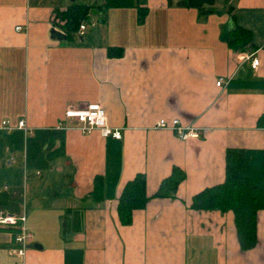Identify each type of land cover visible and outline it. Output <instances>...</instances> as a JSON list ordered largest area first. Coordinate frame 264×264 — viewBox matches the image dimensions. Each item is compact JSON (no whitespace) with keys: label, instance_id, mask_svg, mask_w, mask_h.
Here are the masks:
<instances>
[{"label":"crops","instance_id":"obj_1","mask_svg":"<svg viewBox=\"0 0 264 264\" xmlns=\"http://www.w3.org/2000/svg\"><path fill=\"white\" fill-rule=\"evenodd\" d=\"M74 3L95 0H0V212L24 215L34 235L20 256L0 229V264H264V210L244 249L232 211L192 208L225 181L228 150L245 152L240 174L264 187V0H139L143 17L91 8L83 37L67 33ZM236 28L251 33L243 49L230 46ZM94 104L122 139L65 117ZM162 119L201 137L182 140ZM137 175L150 200L123 225Z\"/></svg>","mask_w":264,"mask_h":264},{"label":"trees","instance_id":"obj_2","mask_svg":"<svg viewBox=\"0 0 264 264\" xmlns=\"http://www.w3.org/2000/svg\"><path fill=\"white\" fill-rule=\"evenodd\" d=\"M138 2L139 0H95V3L91 6L74 3L65 12L67 33L71 35L78 32L80 25L86 19L91 8H99L106 11L110 9L137 8L143 17L145 10L139 6ZM250 39V32L236 28L231 31L230 46L234 48L239 46L243 49ZM258 125L264 127V115L259 119ZM245 166L246 154L244 151L228 150L225 181L197 194L193 199L192 208L197 211H232L235 215L240 243L244 249H248L254 247L257 242V217L258 213L264 210V187L259 188L252 185L246 177L240 174V171ZM168 182H173V180ZM95 186V196L102 199L103 181L98 178ZM166 186L164 183L157 196L167 193L164 190ZM149 200L146 177L137 175L134 180L126 185L120 197L118 213L121 223L130 225L133 221L134 211L145 209ZM0 229L11 231L15 237L20 232L19 227L0 226Z\"/></svg>","mask_w":264,"mask_h":264},{"label":"built area","instance_id":"obj_3","mask_svg":"<svg viewBox=\"0 0 264 264\" xmlns=\"http://www.w3.org/2000/svg\"><path fill=\"white\" fill-rule=\"evenodd\" d=\"M22 27H18L17 31H21ZM87 26L82 23L79 27L78 33L83 37L86 33ZM239 62L251 61L252 68L258 70L260 61L256 57L255 53H240L237 55ZM219 87L224 85V80L220 79L217 83ZM67 120L76 121L78 123V129L83 134H89L94 130L101 132L103 137H113L115 139H122V133L119 130H113L109 128L107 124L106 113L101 105L94 104L89 105L84 109H68L65 113ZM5 129L12 130L9 127V122H4ZM19 129L26 130L25 121H20L18 125ZM157 128L166 129L174 132L177 137L182 140L199 139L202 131L194 127H188L181 124L179 120H174L168 123L165 119L158 122ZM27 218L22 216H15L5 211L0 212V226L2 227H19L20 232L15 237V243L17 245V253L20 256H24L27 249L34 241V235L27 228Z\"/></svg>","mask_w":264,"mask_h":264},{"label":"water","instance_id":"obj_4","mask_svg":"<svg viewBox=\"0 0 264 264\" xmlns=\"http://www.w3.org/2000/svg\"><path fill=\"white\" fill-rule=\"evenodd\" d=\"M53 33H54V35H56V37L59 38V39H65V38H66L65 35H63V34H61V33H57L56 31H53Z\"/></svg>","mask_w":264,"mask_h":264},{"label":"rangeland","instance_id":"obj_5","mask_svg":"<svg viewBox=\"0 0 264 264\" xmlns=\"http://www.w3.org/2000/svg\"><path fill=\"white\" fill-rule=\"evenodd\" d=\"M89 24V23H88Z\"/></svg>","mask_w":264,"mask_h":264}]
</instances>
